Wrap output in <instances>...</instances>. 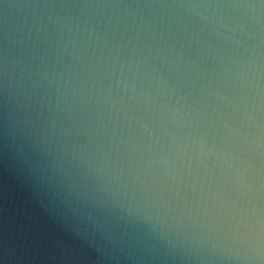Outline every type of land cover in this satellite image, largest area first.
<instances>
[{"label":"water","instance_id":"obj_1","mask_svg":"<svg viewBox=\"0 0 264 264\" xmlns=\"http://www.w3.org/2000/svg\"><path fill=\"white\" fill-rule=\"evenodd\" d=\"M0 264H264V0H0Z\"/></svg>","mask_w":264,"mask_h":264}]
</instances>
